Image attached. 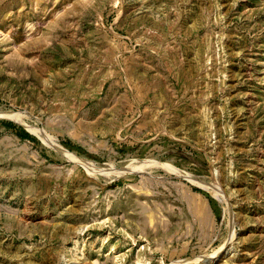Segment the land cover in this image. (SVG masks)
<instances>
[{
	"label": "rangeland",
	"instance_id": "rangeland-1",
	"mask_svg": "<svg viewBox=\"0 0 264 264\" xmlns=\"http://www.w3.org/2000/svg\"><path fill=\"white\" fill-rule=\"evenodd\" d=\"M0 264H264V0H0Z\"/></svg>",
	"mask_w": 264,
	"mask_h": 264
},
{
	"label": "bare ground",
	"instance_id": "bare-ground-1",
	"mask_svg": "<svg viewBox=\"0 0 264 264\" xmlns=\"http://www.w3.org/2000/svg\"><path fill=\"white\" fill-rule=\"evenodd\" d=\"M7 116V115H6ZM8 118V117H7ZM51 144L53 145V147L54 148H58V149H60V147H58V145L53 141V142H51ZM63 153V152H62ZM71 159H73V158H71ZM89 169V168H88ZM218 256H220V255H215V257L214 258H216V257H218Z\"/></svg>",
	"mask_w": 264,
	"mask_h": 264
}]
</instances>
